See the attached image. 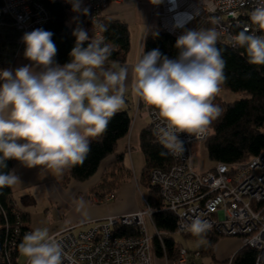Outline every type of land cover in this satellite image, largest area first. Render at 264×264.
<instances>
[{"label": "clouds", "instance_id": "clouds-1", "mask_svg": "<svg viewBox=\"0 0 264 264\" xmlns=\"http://www.w3.org/2000/svg\"><path fill=\"white\" fill-rule=\"evenodd\" d=\"M81 10V0H72ZM159 4L161 0H152ZM231 6L233 0H226ZM88 12L87 8L83 9ZM252 24L264 29V3L251 12ZM214 20V23H218ZM51 31L26 32L24 56L33 64L14 70L0 69V168L16 159L27 167L45 166L58 173L83 164L91 151L90 138L107 131L111 119L125 105L126 81L136 77L135 92L158 110L154 134L174 155L185 151L181 134H202L223 114L213 103L226 81V60L217 47L220 33L213 28L186 30L178 37L179 53L169 58L159 49L143 52L134 65L106 66L113 52L110 44L90 39L82 27L74 30L71 60H54L57 47ZM85 41H90L84 46ZM233 47L246 49L248 63L264 65V36L247 27L231 36ZM36 68L41 70L37 71ZM20 180L14 171H0V188ZM81 199L78 207L83 208ZM203 237L213 225L200 216L180 225ZM19 251L28 264H62V243L47 228L25 233Z\"/></svg>", "mask_w": 264, "mask_h": 264}, {"label": "built area", "instance_id": "built-area-1", "mask_svg": "<svg viewBox=\"0 0 264 264\" xmlns=\"http://www.w3.org/2000/svg\"><path fill=\"white\" fill-rule=\"evenodd\" d=\"M82 1L95 28V37L100 38L102 34L98 28V18L114 0ZM261 3L264 0H233L231 6L226 0H161L159 4L152 3L151 18L158 20L161 31L177 37L186 30L215 27L220 33L218 41L232 46L231 36L245 27L264 36V29L252 24L250 18L253 9ZM4 17L17 33L15 37L5 39L1 52L6 69L14 70L18 60L30 61L24 56L26 44L22 40L23 35L37 28L44 29L49 11L44 0H2V26ZM214 20L219 22L214 23ZM149 115L154 134L155 125L160 122L158 110L151 106ZM210 134L209 126L206 132L199 135L181 134L185 147L181 155H174L154 134L156 142L165 148L171 162L166 167L153 168L150 180L159 188L168 209L177 217L176 233H190L180 225L200 216L212 223L210 231L239 236L242 247L251 246L257 250V264H264V151L246 161L232 164L220 162L200 172L193 162V145L204 143ZM113 198L115 192H110L106 200ZM154 212L146 199L145 206L136 211L109 215L95 220L99 222L89 227L78 224L52 233L64 248L62 264H154L153 238L157 236L164 245L163 234L154 224ZM150 224L154 232H151ZM123 226H134L136 232L121 234ZM5 253H0L3 259ZM200 256L199 250L191 251L181 246L175 263L189 264ZM234 257L232 255L219 264H234ZM22 264H28L27 257Z\"/></svg>", "mask_w": 264, "mask_h": 264}, {"label": "trees", "instance_id": "trees-1", "mask_svg": "<svg viewBox=\"0 0 264 264\" xmlns=\"http://www.w3.org/2000/svg\"><path fill=\"white\" fill-rule=\"evenodd\" d=\"M81 0V10H73L72 0H44L49 11V18L44 30L51 31L54 35L52 40L57 47L54 60L63 65L71 60L70 52L75 46L76 37L73 35L75 29L82 27L88 32L90 39H100L110 44L113 52L106 64L118 63L125 65L131 49V29L127 22L120 19H109L103 13L98 18V28L102 36L95 37V28L83 9L87 8ZM2 0H0V6ZM4 26L0 25V69H6L2 55V45L5 39L16 36L14 26L4 17ZM178 37L161 31L159 27L150 26L142 45L143 52L159 49L169 58L177 57L179 49L176 48ZM90 41H85L84 46ZM226 60V81L221 85L232 91L242 92L246 96L233 102H225L218 93L213 103L223 109L222 116L213 121L209 127L211 134L204 142L209 158L216 164L223 162L232 164L246 161L250 157L264 151V65H253L248 63L246 49L240 46H230L223 41H217ZM220 89V90H221ZM131 126V117L127 110L121 109L110 121L107 131L99 137L90 138L91 151L83 164L69 166L58 173L62 185H68L71 181H85L93 176L102 161L109 155L115 153L120 139L125 137ZM141 146L145 154L144 175L145 185L149 194L147 201L155 210L153 220L156 228L163 234L162 245L160 239L153 238L155 255L174 259L181 246L176 242L173 233L176 232L177 217L169 210H165L164 200L159 188L150 180L151 170L155 167H166L171 158L165 148L158 144L151 126L144 128L140 135ZM123 159L119 155L117 162ZM16 159L6 161L7 168L0 171L11 172L16 164ZM108 176L99 183L100 188H106ZM149 181V182H148ZM149 183V184H148ZM109 186V185H108ZM107 186V187H108ZM154 186V187H153ZM111 190V189H110ZM108 190L101 192L107 193ZM21 201L26 205L32 204V198L28 195L22 196ZM30 212L21 207L13 195L12 186L0 188V253H5V259L0 256V264H20L19 245L25 233L30 232ZM134 226H123L121 234H134ZM191 235V233L185 234ZM220 234L215 231L207 232V249H212L219 241ZM202 255V250L199 248ZM7 252L9 255L7 256ZM257 250L251 246L241 247L234 255V264H257ZM177 257V256H176Z\"/></svg>", "mask_w": 264, "mask_h": 264}, {"label": "crops", "instance_id": "crops-1", "mask_svg": "<svg viewBox=\"0 0 264 264\" xmlns=\"http://www.w3.org/2000/svg\"><path fill=\"white\" fill-rule=\"evenodd\" d=\"M152 3V0L115 1L105 11L104 16L109 19L123 20L129 26L134 21L137 22L136 25L142 24L145 26L148 24L145 33L146 37L148 29L151 26L150 16ZM135 39L136 45L131 50L133 46L131 38V49L125 65H134L141 58L144 39L142 40V45L140 37H136ZM29 64H33L35 67L32 61L26 63L24 60H18L15 69ZM112 64H115L117 68L121 66L118 63H109L106 66H111ZM36 70L39 71L41 69L36 68ZM134 79L136 77L130 71L126 81L125 105L122 108L127 110L131 117L129 132L119 140L115 153L107 156L102 161L96 173L89 179L85 181L73 180L64 186L59 180L58 172L39 165L30 168L17 160L13 171L19 176L20 180L12 186L14 197L16 199L20 197L21 200L22 196L28 195L32 200H35L34 192H37L45 199L46 208L52 206L55 210L59 211L63 219L60 225L56 226V229L50 231V234L72 223L99 220L109 215L136 211L145 206L147 195H144L143 187L146 186L144 181L146 161L141 146L140 135L142 130L150 125V121L148 120V106L141 101L139 94L138 99H132L129 88L133 84ZM131 110H133V116H131ZM119 155H122L123 159L117 162ZM106 176H108L107 186H109H105L106 188L103 189L100 188V192L97 191L99 183ZM106 190H108L107 193L101 194V192ZM110 192H115V198L106 200ZM81 199L85 202L83 208L78 207V202ZM241 247L242 244L239 239V241L234 240L226 250L215 251L219 253L215 257L217 262L228 259ZM193 262L194 260L190 263ZM154 264L176 263L167 260L165 257L162 258L155 255Z\"/></svg>", "mask_w": 264, "mask_h": 264}, {"label": "rangeland", "instance_id": "rangeland-1", "mask_svg": "<svg viewBox=\"0 0 264 264\" xmlns=\"http://www.w3.org/2000/svg\"><path fill=\"white\" fill-rule=\"evenodd\" d=\"M116 0L112 1L108 7L106 8V11L108 10V8L111 6L112 3H114ZM83 3V2H82ZM150 20H151V25L153 27H158V20L154 17L151 18L150 16ZM136 21H134L133 23L130 24V29H131V34H132V49H134V46L136 45V37H140L141 38V45H142V40L145 37V33L147 31V25H136ZM135 36V38H134ZM30 62V61H29ZM28 62V63H29ZM136 79H134L133 84L130 86L129 91L132 94V99H138V93L135 92V85H136ZM220 96L222 97V99L225 102H233L236 100H240L243 97H245L246 95L242 92H237V91H232L228 88H222L219 92ZM135 97V98H134ZM143 103H145L143 100H141ZM146 104V103H145ZM148 106V113H149V108L151 107L150 105L146 104ZM131 116H133V110H131ZM148 120L151 121L150 115L148 117ZM193 162L196 166V169L200 172L202 171H207L209 169H211L212 167L215 166V162L212 161L209 156H208V152L206 150L205 144L198 142L195 143L193 145ZM146 179V178H145ZM151 179V177H150ZM149 182V181H148ZM149 184V183H148ZM153 184V183H152ZM154 187V186H153ZM141 192V191H140ZM35 193V200H33L32 204H25L20 200V197H17V202L21 207H24L25 211L30 212V225L32 230L36 229V228H47L50 231H53L54 229H56L57 225H60V223L62 222V217L59 213L58 210H55V208H53L52 206L47 207L46 208V201L45 199L40 196L37 192ZM143 193L144 195L149 194L148 188L146 186L143 187ZM105 198V197H104ZM88 221H82L79 223H75V224H69L67 227L68 228L73 225H81V227H89L91 226L92 223H94V225L96 223H98L99 221L93 222V221H89L90 223H87ZM85 223V224H83ZM62 228V229H65ZM80 229V228H78ZM150 230L151 232H154V228L151 227L150 224ZM173 236L176 239V242L179 245H183L185 246L187 249L193 251L194 249L199 248L200 250H202V257L197 258L194 260L193 263H189V264H219L220 262H217L216 260V254L219 255L218 250L224 251L227 249V247L232 244V242L234 240L239 241V239H241L239 236H233V235H226V236H220L219 241L213 246V248L207 249L206 247V243H207V239L203 236V237H196L194 235H185V234H179V233H173ZM177 256V253H176ZM174 257V259H168L169 261L172 262H176V258ZM219 257V256H218ZM26 257L24 255H20V263H24ZM225 259V258H224ZM223 260V259H222ZM227 260V259H226ZM225 261V260H223ZM177 264V263H176Z\"/></svg>", "mask_w": 264, "mask_h": 264}, {"label": "bare ground", "instance_id": "bare-ground-1", "mask_svg": "<svg viewBox=\"0 0 264 264\" xmlns=\"http://www.w3.org/2000/svg\"><path fill=\"white\" fill-rule=\"evenodd\" d=\"M4 25H5V22L3 23ZM166 33H168V32H166ZM170 34V33H169ZM25 196V195H24ZM32 202H33V200H32ZM164 207H165V210H169L168 209V207H167V205L165 204V202H164ZM169 211H171V210H169ZM172 212V211H171ZM173 213V212H172ZM95 221V220H94ZM93 221V222H94ZM29 223V225H30V222H28ZM87 223H90L89 221L87 222ZM72 224H75V223H72ZM83 224H85V223H83ZM71 226V225H70ZM30 227H31V225H30ZM32 231V230H31ZM61 231H64L63 229H58V230H56V231H54V232H61ZM54 232H52V233H54ZM51 233V234H52ZM221 236H226V235H221ZM177 255H178V253H177Z\"/></svg>", "mask_w": 264, "mask_h": 264}]
</instances>
